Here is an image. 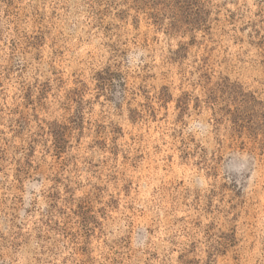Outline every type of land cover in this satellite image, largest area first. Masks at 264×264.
Here are the masks:
<instances>
[{"label":"rangeland","instance_id":"1","mask_svg":"<svg viewBox=\"0 0 264 264\" xmlns=\"http://www.w3.org/2000/svg\"><path fill=\"white\" fill-rule=\"evenodd\" d=\"M0 264H264V0H0Z\"/></svg>","mask_w":264,"mask_h":264}]
</instances>
